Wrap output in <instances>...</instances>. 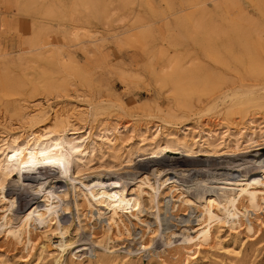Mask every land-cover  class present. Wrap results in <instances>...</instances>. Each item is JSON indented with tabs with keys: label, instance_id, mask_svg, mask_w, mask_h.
<instances>
[{
	"label": "rangeland",
	"instance_id": "obj_1",
	"mask_svg": "<svg viewBox=\"0 0 264 264\" xmlns=\"http://www.w3.org/2000/svg\"><path fill=\"white\" fill-rule=\"evenodd\" d=\"M243 85L252 91L240 100L226 98L225 91ZM151 117L166 118L169 130L188 139L209 133L228 138L264 125V0H0V218L20 193L11 189L14 149L75 137L78 148L59 150L71 166L83 159L90 167H120L114 152L123 154L141 135L149 137L156 129ZM166 133L162 129V140ZM160 160L82 180L89 196L101 195L103 215L99 219L91 207L81 215L72 194L67 240L84 247L92 243V229L103 238L93 252L76 256L70 247L57 262L0 233V264H161L154 254L163 250L158 235L152 254L129 252L154 234L157 208L147 180L157 185ZM236 164L224 174L245 175ZM223 167L201 160L192 171L170 174L185 199L194 201L175 202L179 217L189 212L193 220L201 218L209 197L201 190L203 178L216 181L221 196L225 189L217 178ZM246 169L263 177L257 164ZM31 198L10 209V227L21 224ZM127 200L140 202L144 211L132 215ZM260 233L251 239L224 224L194 264H264V229ZM50 236L48 245L61 240Z\"/></svg>",
	"mask_w": 264,
	"mask_h": 264
},
{
	"label": "bare ground",
	"instance_id": "obj_2",
	"mask_svg": "<svg viewBox=\"0 0 264 264\" xmlns=\"http://www.w3.org/2000/svg\"><path fill=\"white\" fill-rule=\"evenodd\" d=\"M251 91L252 89L243 85L236 88L235 91L232 88L225 92H229L226 94V98L239 97L238 100H240L243 96L240 95L241 93ZM151 119L153 118L151 117ZM152 121L158 123H152L156 129L149 137L141 135V142L123 154L119 150L114 152V157L121 160L120 167L117 165L90 167L89 163L83 159L74 167L71 166L70 161H67V155L59 154V150L65 145L78 148L77 145H73L76 143L75 137L70 138L69 141L65 138H58L52 144L39 145L41 141L31 148H24L21 145L14 149L11 160L16 179L11 189L20 193L17 198L5 205L4 214L0 218V233L7 239L15 238L23 246L30 244L34 253L40 249L41 256L46 252L49 257H53V260L59 262L65 251L73 247L75 243L73 240H67L69 220L74 210V204L71 201L72 194L75 195V204L81 215H86L84 209L91 207L92 210H97L98 218L102 219L103 210L101 205L99 207L98 202L101 195L89 196L86 188L87 182L82 180L91 174L100 176L103 171L110 174L121 169H131L141 160L156 158L161 159L160 162L163 165L159 169L157 185L149 178L147 180L149 192L153 195L151 202L155 203L154 207L157 208V220L152 223V226H155V231L140 243L139 248H130V253L140 251V254L143 252L152 254L154 252L153 245L158 235V238L160 237L163 241V250H155L154 254L159 258L161 264H194L203 250L216 241L218 231L224 224L231 225L232 230L236 233L252 234L248 235V238L251 239H254L258 233L261 234L260 231L264 229V215L261 214L264 213V204L261 203V200H264V152L260 153V151L264 150V125L252 128L249 132L239 131L228 138L224 135L215 136L209 133L206 137L196 138L193 136L188 139L187 135L179 136L176 131L169 130L173 126L166 118L155 117ZM189 122L188 120L179 127L188 126ZM162 129L167 132L163 140L161 139ZM108 140L114 143L110 137ZM147 149L150 150L148 156L137 155L140 151ZM199 160L208 165L212 163L225 164V167L218 173L219 178L216 176L217 180H223L222 183L217 184H223L225 190L221 191L220 196L213 187L216 181L202 177L203 179L200 180V183H203L201 185L202 193L205 197H209L206 198L205 206L201 211V218L193 220L189 212L179 217L176 214V207H179L180 204L177 205L175 202H183L192 206L194 201L185 199L186 195L180 190L179 185L172 184L175 176H170V174L176 175V171L179 170H181L180 173L192 171L194 170L192 166L200 163ZM250 162L261 166L263 177L256 173L251 174L247 169V171L242 170ZM235 163L237 164L234 169H239L236 172H245V175L238 176L237 173H233L227 176L224 174ZM224 168L226 169L224 170ZM109 177L111 175L105 178ZM179 180L182 183L180 186H185L183 179ZM101 182L102 185L105 184L104 180ZM103 186H101L102 190ZM189 188L186 187V189ZM228 188L236 190V194H229L226 191ZM29 197H32L33 207L25 214L20 225L14 228L10 227L8 212L20 200ZM220 206H223V211ZM126 208L132 215H135L136 211H144L142 204L136 200L132 202L127 200ZM242 216H246L245 219ZM88 230L90 232L87 235L92 243L83 244L84 247H81L82 245L73 247L71 251L76 252V256L79 252L84 254L93 252L92 246H101L103 242L102 235L92 229ZM141 233L143 236L144 232ZM52 234H57L61 240L48 245ZM114 238L118 239L119 236L114 234Z\"/></svg>",
	"mask_w": 264,
	"mask_h": 264
}]
</instances>
